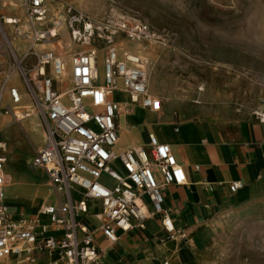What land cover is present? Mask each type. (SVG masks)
<instances>
[{
	"label": "built area",
	"instance_id": "2783aa9c",
	"mask_svg": "<svg viewBox=\"0 0 264 264\" xmlns=\"http://www.w3.org/2000/svg\"><path fill=\"white\" fill-rule=\"evenodd\" d=\"M60 1L21 0L23 16L0 15V33L6 40L3 25L25 30L26 56L38 45L51 46L33 53L36 65L27 70L7 40L12 67L24 81L30 105L23 107L17 89L3 85L0 114L12 115L17 123L32 117L40 120L45 141L31 166L42 170L62 197L57 205L41 206L33 217L12 216L5 202L11 178L4 171L8 158L0 130V261L34 264L47 256L45 264H99L103 251L95 241L96 231L84 222L95 206L98 210L92 215L101 222L99 231L109 243L118 241V232L145 229L155 215L162 217L166 239L187 240L186 230L174 225L164 203L165 188L187 183L171 147L150 135L149 150L117 148L122 107L115 94H125L131 106L153 112L162 107L161 99L151 93L147 62L121 46L161 43L162 36L137 16L119 11L94 21L66 5L50 17L51 4ZM65 33L70 45L80 47L70 70L56 54V48H70L63 44ZM6 93L12 107H3ZM255 114L264 122V114ZM242 188L240 181L230 185L232 193Z\"/></svg>",
	"mask_w": 264,
	"mask_h": 264
},
{
	"label": "crops",
	"instance_id": "0c3cea01",
	"mask_svg": "<svg viewBox=\"0 0 264 264\" xmlns=\"http://www.w3.org/2000/svg\"><path fill=\"white\" fill-rule=\"evenodd\" d=\"M21 5V0L17 1L16 9L7 12L20 15L17 11L22 12ZM5 9L4 6L2 10ZM18 50L23 54V66L32 70L36 55H25L24 42L19 43ZM3 85L17 89L23 107L30 105L21 75L6 62H0V93ZM158 92L156 96L151 91L161 99V110L143 109L147 112L144 116L138 113L140 107L130 105L125 94H115L121 104L116 96L124 99L130 121L122 117L121 108L119 131L127 123L128 128L136 129L143 136L141 145L117 148L149 150L150 135L171 147L184 168L187 183L165 188L164 203L174 225L186 230L187 240L166 239L162 217L155 215L147 221L145 229L118 232V241L109 243L99 231L101 222L92 215L98 210L95 206L84 222L96 231L95 241L103 251L99 264H163L165 261L169 264H256L257 256L259 264L264 263V232H260L259 248L251 251L239 246L242 243L234 235L235 229L247 222L254 221L264 227V122L249 105H240L236 99L215 92V82L203 94H197L192 88L181 94L165 87ZM6 106L12 107L7 93L3 98V107ZM0 130L8 158L4 171L11 178L5 189V202L12 216L15 219L33 217L41 206L62 201L46 174L31 166L45 141L40 120L32 117L17 123L12 115L2 112ZM28 163L38 173L34 179L20 169ZM236 181L242 182L243 188L232 193L230 185ZM50 188L54 201L43 202L41 195ZM25 212L30 214L24 216ZM48 259L41 256L34 264H45ZM8 261L23 264L18 260Z\"/></svg>",
	"mask_w": 264,
	"mask_h": 264
},
{
	"label": "rangeland",
	"instance_id": "374dc122",
	"mask_svg": "<svg viewBox=\"0 0 264 264\" xmlns=\"http://www.w3.org/2000/svg\"><path fill=\"white\" fill-rule=\"evenodd\" d=\"M17 1L20 0H0L2 4H17ZM60 2L58 7L57 3L51 4L54 11H51L50 17L57 14V9L62 10L66 5H73L94 21H100L109 13L119 11L137 16L159 33L163 38L161 43H134L138 51L131 50L149 61L145 60L148 63L146 69L152 74V93L158 95V91L165 87L175 94H181L190 88L195 89L197 94H203L208 87L213 88L215 82V92L232 97L240 105H249L256 112L264 114V0ZM0 15L7 17L11 14L0 9ZM15 16H23V12ZM3 26L4 29L6 27L5 34L8 27L11 29V39L8 37L7 40L14 50V56L22 59L23 54L18 50V45L24 42L26 50L28 48L25 30L22 27H18V30L11 25ZM7 40L0 33V62L14 65L13 53ZM63 42L70 48H56V54L67 62L70 70L73 57L80 47L70 45L68 33L63 35ZM48 48L51 46L38 45L32 54ZM141 51L146 54H141ZM99 69L102 76V64H99ZM20 169L32 179L38 176L29 163L23 164ZM50 190L51 188L49 193ZM50 194L54 201V194ZM42 201L48 202L44 198ZM25 213L24 216L30 214ZM260 232H264V227L254 221L247 222L235 229V240L242 243L239 246L243 249H258ZM248 234L251 236L250 244ZM259 259L257 256L256 264H259Z\"/></svg>",
	"mask_w": 264,
	"mask_h": 264
},
{
	"label": "bare ground",
	"instance_id": "6f19581e",
	"mask_svg": "<svg viewBox=\"0 0 264 264\" xmlns=\"http://www.w3.org/2000/svg\"><path fill=\"white\" fill-rule=\"evenodd\" d=\"M17 4L13 3V2H8V3H3L0 2V9H2L4 6L6 7L5 10L7 11H12L13 9H16ZM51 11H54V7L51 6ZM17 13H19L20 15L22 14L21 11H17ZM8 26V25H7ZM5 30H6V27H5ZM10 30V31H9ZM19 30V29H18ZM19 35V34H18ZM11 29L8 27L7 28V34H6V37L10 38L11 39ZM5 37V36H4ZM10 43V42H9ZM15 46V45H14ZM136 46V44L134 43H125L123 44L121 47L123 49H126V50H132V51H135L137 50L138 48H134ZM14 51V50H13ZM138 51V50H137ZM14 53V52H13ZM141 54H146L144 51H141ZM70 55V54H69ZM16 56V55H15ZM73 56V55H72ZM146 61H148V59H145ZM149 62V61H148ZM148 64V63H147ZM147 74H148V82H149V87H151V90L153 89L152 88V85H153V82H152V74H151V71H148L147 69ZM151 80V81H150ZM156 90V89H155ZM157 95V94H155ZM158 96V95H157ZM117 98L121 99L122 101V109H123V115L122 117L123 118H126L127 121L130 123V121L128 120L129 119V113L127 112V108H126V103L124 101V99L120 96H116ZM142 109V108H141ZM138 110V113L141 115V116H144L146 115L145 113V110H140L139 108H137ZM130 111V110H128ZM150 112V111H149ZM149 114V113H148ZM131 115V114H130ZM132 116V115H131ZM138 117V116H137ZM132 118L134 119V116H132ZM125 121V120H124ZM138 121V119H137ZM143 121V120H142ZM146 122V120H145ZM132 126V125H131ZM122 127V126H121ZM119 135H120V138H119V144H118V147H121V146H136V145H139V144H142L143 143V136L140 132H138L136 129H130L128 128L127 126V123L124 127H122V129L119 131ZM53 193L52 190H50V193ZM48 192H46L45 194L42 195V198L41 199H45L46 201L48 202H52L53 201V196L51 195ZM0 264H11L10 261L8 260H2L0 261Z\"/></svg>",
	"mask_w": 264,
	"mask_h": 264
}]
</instances>
